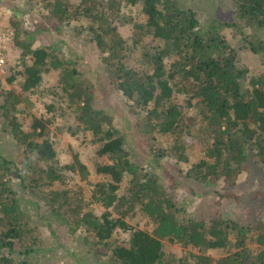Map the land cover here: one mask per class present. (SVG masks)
I'll return each mask as SVG.
<instances>
[{"label": "trees", "instance_id": "1", "mask_svg": "<svg viewBox=\"0 0 264 264\" xmlns=\"http://www.w3.org/2000/svg\"><path fill=\"white\" fill-rule=\"evenodd\" d=\"M74 1L25 0L24 5L1 1L6 8L20 12L10 31L21 51L22 70L18 79L15 76L9 80H17L16 92L0 90V133L11 139L17 157L23 160L0 154V264H69L70 259L75 260L74 264L175 262L177 257L166 258L163 239L200 251H183V264H264L262 216L246 214L249 222L235 223L225 208H220L225 198L230 202L239 200L236 189L244 186L245 173L260 174V186H264V61L260 74L250 77L239 51H226L228 45L219 30L239 28L233 31L241 33L242 42L252 54L264 52V40L256 37L258 30L264 32V0H217L215 3L224 1L230 9L236 7L234 20L221 21L213 15L211 24L202 28L196 12L181 9L180 0H124L142 5L146 23L135 28L128 39L119 36L112 24L113 18L123 22L126 18L120 17V1ZM41 6L46 11L41 12ZM22 23L34 29H22ZM72 23L84 25L77 35L85 34L95 42L104 54L108 84L129 101L122 109L116 107L123 127L96 106L90 82L80 78L75 61L69 62L67 42L51 32L53 29L61 34L62 28ZM127 43L134 60L126 56ZM242 48L239 50H245ZM4 51L2 40V58ZM52 74L58 77L55 92L69 107L76 108L80 128L99 143L97 153L110 160L96 168L102 179L94 184L92 200L105 209L99 216L84 211L82 198L75 202L67 190H49L59 181L49 165L57 159V149L49 126L24 108L28 104L24 101L39 92L44 77ZM248 78L250 87L245 86ZM102 90L105 97L107 85ZM182 94L189 97V103L198 98L199 120L193 122L180 109L176 98ZM192 123L200 125L207 146L199 161L186 155L181 143L184 132L190 134ZM127 133L137 141L145 135L151 154L145 163L133 159V150L127 149ZM155 135H166L170 138L168 144L159 143ZM76 164L82 178H87L88 167L78 159ZM163 178L185 185V194L173 193L160 183ZM257 193L250 196L257 200ZM206 198L210 211L215 209L219 214L204 217L203 210L199 212L201 207L206 211ZM41 199L50 206L51 218L56 215L71 224L73 234L79 232L82 242L90 246V255H81L79 246L64 248L62 244L58 247L67 250L66 255H45V250L51 252L53 248L41 226L51 227L54 221L49 213L44 217L39 204L36 209L40 221L31 224L23 209L24 203L33 205ZM183 206L186 208H180ZM137 210L151 221L152 234L133 231L129 245H119L113 234L117 230L131 231L127 219ZM233 233L237 240L231 239ZM253 235L260 248L257 254L246 247L244 240ZM50 237L57 242L53 235ZM209 251L213 254H204Z\"/></svg>", "mask_w": 264, "mask_h": 264}, {"label": "rangeland", "instance_id": "2", "mask_svg": "<svg viewBox=\"0 0 264 264\" xmlns=\"http://www.w3.org/2000/svg\"><path fill=\"white\" fill-rule=\"evenodd\" d=\"M1 1H6L10 5H24L25 0H0V26L3 35V43H5V51L2 54L4 64L0 67V90L2 88H6L16 92V90H18L16 87L17 80L14 81V83L9 82V80L11 77L15 76L17 79L19 78L18 72L22 70V61L20 60L21 51L14 44L13 34L12 31H10V27L12 23L16 22V20L19 18L20 12H17L12 8H6V6H3ZM118 1L121 2L120 17L123 16V18H126L124 19V22L120 21V19L117 20L113 18L114 22L112 24L113 26H116L117 34H119V36L128 39L136 30L135 28H138L140 24H146L144 23V16L141 12L142 5H130L124 0ZM78 2L79 0H75L74 4H77ZM215 2H217V0H180L179 7L181 9H193L197 14V18L201 22L199 24L201 28L202 26L208 27L215 16L221 21H233L235 18L234 12L236 11V7L235 9H230L226 6V3L224 1L222 4ZM34 3L33 6H35L36 4ZM40 11L44 12L46 10L41 6ZM108 14L112 16V13ZM213 15L215 16L213 17ZM37 16H39V14H37ZM237 19L240 21L238 17ZM24 27H27L28 31H32L34 29L33 25L27 24L26 26V24L22 23L21 28L23 29ZM81 27H84V25L81 26L79 23H72L69 28L63 27L61 34H59V32H55L53 29L51 30V32L54 35L60 36L63 41L65 40L67 42L68 46L70 47V49L68 50L69 62L75 61V68L78 70L80 78L82 80H88V82H90L89 85L91 89H94V93L96 95V106H100L101 109L106 110L112 116V120L117 124L118 127H123L116 107L122 109L129 103V101L126 98L122 97L115 88L111 87L108 84L105 78L106 76L104 74V54H102L101 50L97 48L95 42L91 38L85 36V34L80 36L77 35V32L81 31L79 30ZM234 29H219L222 37L226 39L225 41L228 45L225 46V49L227 51L229 48H234L235 51H239L241 63L246 64L245 66L250 69V77H255L261 72V67L264 61V52L261 51L258 54H252L247 49L248 47H245L244 43L242 42L241 33L234 32ZM235 30H239V28ZM263 34V31L258 30L256 37L264 40ZM38 45V43H35L34 47H38ZM126 46V56L134 60L135 54L131 53L132 49L130 43H127ZM241 46H243L242 49L245 50H239ZM73 54H75V56H73ZM170 57L165 58V61H168ZM248 79L249 80L245 81L246 87H250L251 84V78ZM57 80L58 77L56 76V74L46 75L44 77L42 87L39 89V92L28 95V97H26V100L24 101L25 103H28L26 107L24 106V108H27L34 117L42 119L49 126L51 131L50 137L53 144L55 145V148L57 149V159L50 162L49 165L53 167L55 175L57 174L59 176V181L53 187H50L49 190H67L69 194H71V197L75 199V202H77L79 198H82V206L85 208L84 211L90 210L94 212L95 216H99V214L105 211V209L92 200L94 184L97 183L99 179H102L97 175L96 168L103 163H109L110 160L107 156H100L97 153L100 149L99 143H96L94 141V137L91 133L86 132L80 128L82 126L76 119V108L69 107L68 103L59 96V93L55 92V90H57ZM106 85L108 87V90L106 92V96L104 97L102 87ZM188 99L189 97L183 94L176 98L177 102L179 103L180 109L187 114L186 116L188 119H192L194 122L195 118L196 120H199L200 112L197 106L198 98L192 99L190 103L188 102ZM109 107H112L113 109L110 110ZM200 111L202 113V110ZM133 117H135V115ZM188 123H191V121H188ZM133 124L134 126H136L135 122H133ZM1 125L2 122L0 118V132L3 128V126ZM189 126H191L188 128L190 134L184 132V135L182 136L183 141H181V143L185 145V154L189 155V157L191 159H194V161H199L205 156L207 152L205 148L207 146L202 139L203 132L200 130V125H195L194 123H192ZM132 135V133H127V136L129 138L127 140V149H132V155L134 157L133 159H135L136 162L143 164L149 158H151V154L149 152V144H146V138L144 139L145 135L140 136L138 138V141L135 140V136L133 138ZM156 137H158L156 138V140L159 141V143L164 142V144H168L167 139H170L166 135L164 137ZM0 154L7 159H15L18 161L23 160L21 156L17 157V153L14 150L13 144L11 143V139L7 138L4 132L0 133ZM178 154H181V152H179ZM77 159L88 167L90 175H88L87 178H82L83 175H81L79 167L76 164ZM162 163L163 162L161 161V164ZM180 164L182 165L183 163ZM173 167L175 168V166ZM244 179V186H238L239 189H236L238 191L236 193V196H239V200L237 202H230L228 201L229 199L226 200L225 198L220 207L222 209L225 208L224 212L227 213L228 218L234 220L235 223H237L236 221L244 223L249 222L246 214L250 213L253 216H262V218L264 219V205L262 204L264 202V186H260V182H262L261 176L260 174L253 175L250 173H245ZM60 182H62V186L60 185ZM160 183L167 185V187L175 194H185V185H176L172 178H163L160 180ZM257 191H260V193H257ZM255 193L258 194L257 200L255 199V197L253 199L250 196V194L254 195ZM90 200L93 203L90 204ZM206 201H208V203L205 212L204 207L199 208L197 206L199 208V212H201L200 210H203L202 214L204 217H207L211 213H214L215 215L220 213L218 211H215V209L210 211L209 198H206ZM185 203L186 202L184 201L182 202V204ZM229 203L232 204L229 205ZM39 204L42 207V210L40 212L43 213L44 217H47L49 213L50 219L54 221L52 222L51 227L41 226L42 233L44 234V236L49 238V246L53 248L51 252L45 250V253H48L45 255L48 257L55 256L59 258L61 257V255H66L64 253L67 250L59 248V244H62L64 248H74L76 246H79V253L81 255H90V246H88V243L82 242V239L78 235L79 232H74L73 234L71 224L66 221L59 220V217H57L56 215L51 218L52 212H50V206L45 202H42V199L40 201L38 200L37 204L33 205L24 203L23 209L27 214V220L32 221L31 224L40 221V216L38 215L36 209ZM180 208L185 209L186 207L183 206ZM234 211H236V214H233ZM111 214H115L114 210H111ZM127 222L132 228L131 231H128L126 233L122 230H117L113 234L112 238L116 239L119 245L128 246L129 239L131 238L130 234L133 231L140 230L152 234L151 221H149L148 217H146L140 210H137L135 214H131L127 219ZM243 225L245 226V224ZM52 235L57 239V242H54V239L50 237ZM236 235V233H233L231 239L237 240ZM256 238L254 235L250 238H244V240L246 241V247L253 251L255 254H257L259 251V247L255 241ZM162 242L166 258L168 260H172L176 257L178 258L175 262L167 261L165 262L166 264H183L181 257L183 251L196 253L200 252L192 248H185L179 244H172L168 241V239H163ZM241 248L242 247H238V250H241ZM4 251L6 252V250ZM204 254L212 255L213 253L209 251ZM55 261L58 260L55 259ZM74 262V259H70L69 264H74Z\"/></svg>", "mask_w": 264, "mask_h": 264}, {"label": "built area", "instance_id": "3", "mask_svg": "<svg viewBox=\"0 0 264 264\" xmlns=\"http://www.w3.org/2000/svg\"><path fill=\"white\" fill-rule=\"evenodd\" d=\"M2 40H3V35H2L1 30H0V47H1V42H2ZM2 64H3V58L0 57V65H2Z\"/></svg>", "mask_w": 264, "mask_h": 264}]
</instances>
